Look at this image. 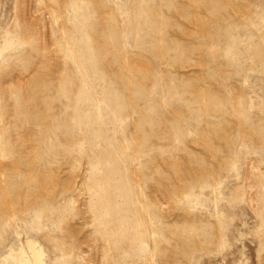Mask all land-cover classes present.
<instances>
[{
	"label": "rangeland",
	"instance_id": "1",
	"mask_svg": "<svg viewBox=\"0 0 264 264\" xmlns=\"http://www.w3.org/2000/svg\"><path fill=\"white\" fill-rule=\"evenodd\" d=\"M264 264V0H0V256Z\"/></svg>",
	"mask_w": 264,
	"mask_h": 264
},
{
	"label": "bare ground",
	"instance_id": "2",
	"mask_svg": "<svg viewBox=\"0 0 264 264\" xmlns=\"http://www.w3.org/2000/svg\"><path fill=\"white\" fill-rule=\"evenodd\" d=\"M0 264H46V255L38 241L15 230L14 243L1 254Z\"/></svg>",
	"mask_w": 264,
	"mask_h": 264
}]
</instances>
